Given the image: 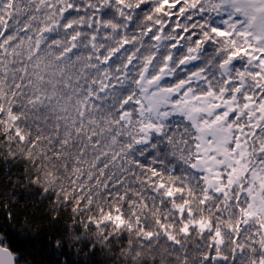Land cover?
<instances>
[{"label":"snow or ice","instance_id":"6c2138e0","mask_svg":"<svg viewBox=\"0 0 264 264\" xmlns=\"http://www.w3.org/2000/svg\"><path fill=\"white\" fill-rule=\"evenodd\" d=\"M0 264H264V0H0Z\"/></svg>","mask_w":264,"mask_h":264},{"label":"trees","instance_id":"16d2710c","mask_svg":"<svg viewBox=\"0 0 264 264\" xmlns=\"http://www.w3.org/2000/svg\"><path fill=\"white\" fill-rule=\"evenodd\" d=\"M23 242H21V244H22ZM18 246H20V245H18Z\"/></svg>","mask_w":264,"mask_h":264}]
</instances>
